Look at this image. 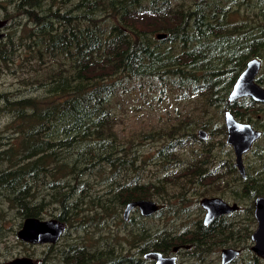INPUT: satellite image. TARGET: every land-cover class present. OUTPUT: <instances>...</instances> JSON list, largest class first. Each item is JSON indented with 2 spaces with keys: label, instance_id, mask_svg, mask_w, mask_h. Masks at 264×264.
Masks as SVG:
<instances>
[{
  "label": "rangeland",
  "instance_id": "rangeland-1",
  "mask_svg": "<svg viewBox=\"0 0 264 264\" xmlns=\"http://www.w3.org/2000/svg\"><path fill=\"white\" fill-rule=\"evenodd\" d=\"M194 2H202L205 18L201 34L192 24L195 16L189 19L188 33L200 41L186 44V49L198 46L201 56L210 60L206 70L223 58L218 63L221 75H199L198 64L194 67L182 56L179 41L166 39L176 17L191 11ZM0 18L7 20L0 38V148L17 140L29 124L30 109L19 112L14 102L51 103L59 95L50 83L55 79L65 86L103 81L76 100L85 120L80 132L61 115L50 117L38 134L52 144L49 151L56 163L73 175L58 177L55 189L49 177L37 171L0 186V264L19 257H29L33 264H154L145 256L151 251L172 255L177 264H264L251 248L256 220L252 189L245 182L259 184L264 192V105L249 110L253 104L248 107L247 99L237 101L238 111L244 113L240 121L262 131L251 151L242 155L247 169L243 178L233 168L224 104L207 97L213 87L223 91L252 58L261 60L256 78L264 81L263 50L243 64L254 47L232 53L228 61L235 44L221 42L228 36H222L228 21L245 25L233 35L242 44L248 32L264 34V0H0ZM121 25L143 31L152 42L153 53L143 58L142 73L123 71L118 52L126 36L119 39L115 32ZM158 33L167 36L157 38ZM207 41H212L209 48ZM167 51L179 56L187 75L160 79L155 74ZM192 78L204 91L189 83ZM218 78L226 79L219 83ZM201 129L205 136L199 135ZM180 135L193 138L177 144ZM95 139L103 141L94 144ZM13 165L2 162L0 169ZM126 196L128 202L151 200L161 207L146 215L138 206L125 213L128 202L122 205L121 198ZM203 197L235 202L239 211L204 223L205 209L199 203ZM247 205L252 209L245 210ZM63 206L72 213L67 222L61 221L64 229L54 243L19 238L25 218H58ZM178 244L190 247L173 251ZM224 248L239 252L223 263Z\"/></svg>",
  "mask_w": 264,
  "mask_h": 264
},
{
  "label": "trees",
  "instance_id": "trees-1",
  "mask_svg": "<svg viewBox=\"0 0 264 264\" xmlns=\"http://www.w3.org/2000/svg\"><path fill=\"white\" fill-rule=\"evenodd\" d=\"M21 2V1H20ZM202 2H194V6L190 7L191 11L189 12H181L177 17L175 22L172 24L170 28H168V36L166 39L170 41H174L175 39L179 41L180 47L183 50L182 56L184 57L185 61L191 60L193 66L198 70V72H201L199 75L201 76H213L215 74H220L221 71L220 66L218 63L223 59L220 58L218 61L215 62L213 65V68H216V70L210 71L206 70L205 66L208 65L210 66V60L207 59V57H204L203 55L201 56V52L198 51V46H193L189 44L186 49V44L190 42H197L200 41V37L197 36L196 34L190 35L189 32V24H190V18L194 17V20H192V24L194 26V29L200 33V29L202 27V22L203 18H205V13L203 15V11L200 12V7ZM27 14L29 15V19L36 22L37 17L32 14L31 12L27 11ZM263 15V13L261 14ZM60 17H64V15H59ZM189 20V21H188ZM91 20H89L90 23ZM225 30L222 34L223 37L228 35L227 37L223 38L221 42L227 43H234L235 45L231 47L229 51V59L230 61L232 57V53L236 54L238 52H241L247 48H251L249 53L244 61L251 55V56H259L264 52V34L262 31L260 32H254L250 34V32L246 33L243 36V40L245 41V44H242L241 41H236L235 36H233L236 32L237 29L240 27H243L245 25L237 26L234 25V23H230L228 21L225 22ZM230 24H232L230 26ZM124 29H126L124 31ZM228 33H226V31ZM116 34L119 36L125 35L126 38L123 40V45H122V50L118 52V56L120 58V62L122 64L123 71L129 70L134 73H140L142 70V61L144 57H151L153 53V45L148 36L144 34L143 31L137 30L130 26L129 28H126L125 25L117 26L115 29ZM88 35L94 34L92 31H87L86 32ZM201 34V33H200ZM46 35L47 37H50L49 34H41ZM94 40L95 42L98 41L97 37L94 35ZM123 38V37H121ZM230 41V42H227ZM121 42V40H120ZM212 41H207L206 42V47L209 48V44ZM202 43V42H201ZM252 43V45H250ZM215 44V43H214ZM121 46V45H120ZM254 49V50H253ZM259 49V50H256ZM263 50V51H262ZM262 51V53H261ZM238 58V55H235ZM240 58V57H239ZM178 62V64H177ZM196 62V63H195ZM195 63V65H194ZM161 66L155 71V74L160 77V79H164L167 76L169 77H176V78H181L184 77L185 75L188 74V70L186 67L180 64V59L179 56L172 54L170 51H167L166 54L161 59ZM244 67V65H243ZM241 66L239 67V69ZM238 69V70H239ZM238 70H235L236 72ZM231 71V69L229 70ZM241 71V70H240ZM239 71V72H240ZM238 72V74H239ZM142 73V72H141ZM215 73V74H214ZM224 79H219L218 82L220 83L221 81H224ZM169 81H172L171 78H168ZM234 78H232L228 83L229 85L222 91L219 90L216 87H213L210 89L209 93L207 94V97L210 99L216 101V102H224L225 97L228 94L229 89L231 88ZM58 80H51V85L53 86L55 92H57L59 95L54 97V100L51 103H45V104H35V102L29 100L25 101H16L12 105V107H16L19 112L20 110H24L29 108L30 112L26 114V117H28L29 124L25 126L22 131H21V136L17 138V140H14L12 143L8 144L4 148H0V164L2 162L8 164L9 162L14 163V165L8 169L3 168L0 169V186H2L3 183L11 182L14 178L23 180L24 177H30L29 175L35 174V172H42L44 175L49 177L50 187L52 189H55L58 184L56 183V179L60 177L61 175H73V172L70 168H67L61 164L56 163L55 157L53 154L49 151L50 146L52 145L49 141L40 138L39 137V132L43 131L45 129V123L50 117L54 116H64L67 118V121L69 126L74 129L75 132H80V130L85 127V120L83 119V116L81 112L79 111V106H77L76 100L84 98L88 93L96 90L99 88V86L103 85V81L99 78L98 80H93L90 83L83 84L82 82L80 83H75V84H66V86L63 84V82L58 81ZM259 82V81H258ZM191 85L195 87H200L197 80L195 78H192L190 80ZM260 83V82H259ZM181 90L180 88H178ZM204 91L200 87V92ZM194 93H197L193 91ZM15 101V100H13ZM235 105V103H226V108L228 107L231 112L236 116L240 117L241 119L244 117V115H241L238 111L237 106H232ZM234 108V110L232 109ZM24 113V111H23ZM65 122V123H66ZM31 129V131H30ZM33 129V130H32ZM85 133H86V128H85ZM189 136L193 135H180L179 137L175 138V141L177 144H185L187 141V138ZM103 140H97L95 139L93 141L94 144H97ZM106 157V156H103ZM102 157H100L98 160L100 161ZM108 160V158H106ZM42 175V174H41ZM20 177V178H19ZM43 178V175H42ZM75 180V178L73 179ZM44 183V182H43ZM249 187L252 190L248 189L247 187H244V193L249 195V191L252 194L250 198H253V196H257L258 194H264L260 188H258L257 183L255 182H248ZM137 198H144L142 196H139ZM131 198L122 197L121 198V204L125 205ZM161 199V198H159ZM11 202L17 203L15 199H11ZM198 202V200H197ZM169 205H172L168 203ZM252 209L251 205H247L245 210H250ZM62 212L59 216L58 219L62 221H68L70 218V215L72 212H68L66 208L63 206V210L60 211ZM254 216V215H253ZM203 229L206 228L205 225L202 226ZM179 245V244H178ZM161 250V249H158ZM106 264H109V261L106 262Z\"/></svg>",
  "mask_w": 264,
  "mask_h": 264
},
{
  "label": "water",
  "instance_id": "water-1",
  "mask_svg": "<svg viewBox=\"0 0 264 264\" xmlns=\"http://www.w3.org/2000/svg\"><path fill=\"white\" fill-rule=\"evenodd\" d=\"M6 24L7 20L0 18V38L4 35L2 28ZM156 36L164 39L167 34L158 33ZM260 64L261 60L258 58H252L246 62L245 68L236 78L228 94L229 101L243 96H251L255 101L264 102V87L256 81ZM224 120L227 128V143L232 145L238 168L241 173H244L242 155L251 148L253 142L260 136V131L253 128L250 123L236 119L228 109L224 112ZM199 135L205 136L202 129L199 130ZM200 205L205 209L204 223H208V221L223 213H230L238 209L236 203L230 204L220 197H203L200 199ZM134 206H138L144 215L151 214L161 207L154 201L139 199L128 202L125 207V213ZM254 217L256 228L251 233V239L254 242L251 248L257 256L264 258V196H257L254 199ZM63 229L64 223L58 218L40 220L35 217H27L17 233L19 238L29 242L42 243L49 241L54 243ZM180 247L188 248L189 245H176L172 249L176 251ZM238 252L239 250L235 248H224L221 251L222 262L226 263L233 260ZM145 256L153 258L154 264H177L174 256H166L159 251L147 252ZM7 264H33V262L29 257H19L9 261Z\"/></svg>",
  "mask_w": 264,
  "mask_h": 264
},
{
  "label": "flooded vegetation",
  "instance_id": "flooded-vegetation-1",
  "mask_svg": "<svg viewBox=\"0 0 264 264\" xmlns=\"http://www.w3.org/2000/svg\"><path fill=\"white\" fill-rule=\"evenodd\" d=\"M4 36V35H3ZM261 64H262V62H261ZM245 65H246V63H245ZM244 68H245V66H244ZM243 68V69H244ZM261 70V67H260V69H259V71ZM242 72V71H241ZM241 72H239V74L241 73ZM238 74V75H239ZM238 77V76H237ZM236 77V78H237ZM236 78H235V80H236ZM235 80H234V82H235ZM258 81V80H257ZM233 82V83H234ZM233 85V84H232ZM260 85H262L263 87H264V81L263 80H261L260 81ZM232 89V88H231ZM231 89H229V91H231ZM229 91H228V94H229ZM228 94H227V96L225 97V99H224V102L222 101V102H220V103H223L224 104V110H223V120H224V112L228 109V110H230L228 107L226 108L225 106H226V103H235L236 104V106H237V101H238V99H241V98H243V99H247V101H249L250 102V105H248V107H250L251 106V104H253L250 108H249V110L250 109H254V108H256V107H258V105H260V104H262V105H264V102H261V101H255L251 96H243V97H240V98H238V99H235V100H233V101H229L228 100ZM242 100V99H241ZM237 108H238V106H237ZM231 111V110H230ZM239 113H241V114H244L243 112H239ZM234 115V114H233ZM235 116V115H234ZM236 117V116H235ZM258 119H261V115H257L256 116ZM238 120H241V118L240 117H236ZM224 124H225V120H224ZM255 129H257V128H255ZM258 131H260V136L254 141V142H257V140H259L261 137H262V131L260 130V129H257ZM253 142V143H254ZM232 146V145H231ZM233 148V147H232ZM251 148H252V145H251ZM251 148H250V150L249 151H251ZM233 151H234V149H233ZM248 151V152H249ZM247 152V153H248ZM235 155V154H234ZM243 165H244V162H243ZM233 168H235L238 172H239V174L243 177V178H246L247 177V169H246V167H245V165H244V173H241L240 172V170H239V168H238V165H237V163H236V158L234 157V161H233ZM245 182L247 183V185L249 186V183H248V181L247 180H245ZM252 182V181H251ZM257 196H264V194H258ZM257 196H254L253 198L255 199V197H257ZM221 198V197H220ZM222 199V198H221ZM251 199V198H250ZM254 199H253V207H254ZM225 201V200H224ZM227 202V201H226ZM199 203H200V200H199ZM228 203H230V204H232V203H235V202H228ZM237 204V203H236ZM202 207V206H201ZM202 209H203V207H202ZM204 210V209H203ZM237 211H239V205H238V209H236V210H234L233 212H231V213H226V214H222V215H219L220 217H222V216H227V217H229V216H231V215H234ZM253 211H254V209H253ZM204 212H205V210H204ZM215 219V218H214ZM62 221V220H61ZM215 222V221H214ZM189 247H190V245H189ZM236 249V248H235ZM221 260H222V256H221Z\"/></svg>",
  "mask_w": 264,
  "mask_h": 264
}]
</instances>
